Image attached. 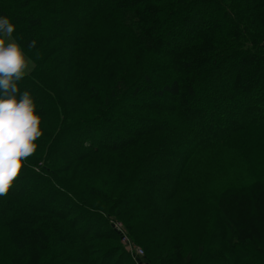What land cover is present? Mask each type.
<instances>
[{"label": "trees", "instance_id": "1", "mask_svg": "<svg viewBox=\"0 0 264 264\" xmlns=\"http://www.w3.org/2000/svg\"><path fill=\"white\" fill-rule=\"evenodd\" d=\"M0 16L42 131L0 197V264H264V0H0Z\"/></svg>", "mask_w": 264, "mask_h": 264}, {"label": "clouds", "instance_id": "2", "mask_svg": "<svg viewBox=\"0 0 264 264\" xmlns=\"http://www.w3.org/2000/svg\"><path fill=\"white\" fill-rule=\"evenodd\" d=\"M15 30L9 18L0 16V197L8 195L42 136L30 93L18 95L17 82L30 71L31 62L13 39Z\"/></svg>", "mask_w": 264, "mask_h": 264}, {"label": "rangeland", "instance_id": "3", "mask_svg": "<svg viewBox=\"0 0 264 264\" xmlns=\"http://www.w3.org/2000/svg\"><path fill=\"white\" fill-rule=\"evenodd\" d=\"M89 5L91 6V8L94 6V5H92L91 3H89ZM62 18L63 17H60V18H57V20H60V21H62ZM53 20H56L55 18H52ZM14 39V38H13ZM26 56V55H25ZM26 58H28L27 56H26ZM31 62V61H30ZM32 67H33V65H32V63H30V71H31V69H32ZM29 71V72H30ZM28 72V73H29ZM163 100H161L160 99V101H157L158 103H161ZM164 102V101H163ZM115 225V229L122 235V233L127 237V238H129V240L131 241V243H132V245H133V247H136V248H140V249H143L144 250V248L142 247V246H140V245H138L133 239H132V237L127 233V231H126V229L124 228V225L121 223V222H117L116 224H114ZM117 226H119V228H120V230L118 229V227ZM122 232V233H121ZM122 239V238H121ZM121 242H122V244L125 246V248H126V250L131 254V256L132 257H134L136 260H140L141 258H143V257H135L134 255H133V253H132V251L130 250V248L128 247V245L127 244H125V243H127V242H123L122 240H121ZM145 252V251H144ZM145 256V255H144Z\"/></svg>", "mask_w": 264, "mask_h": 264}, {"label": "built area", "instance_id": "4", "mask_svg": "<svg viewBox=\"0 0 264 264\" xmlns=\"http://www.w3.org/2000/svg\"><path fill=\"white\" fill-rule=\"evenodd\" d=\"M117 227L120 230L119 226H117ZM122 241L123 242H127L125 244L128 245V247L130 248V250L132 251V253H133V255L135 257H144V255H145L144 250L140 249V248L133 247V245H132L131 241L129 240V238H127L123 233H122Z\"/></svg>", "mask_w": 264, "mask_h": 264}]
</instances>
